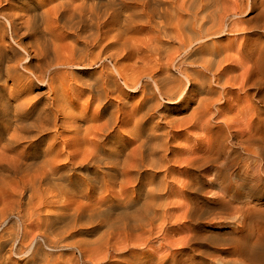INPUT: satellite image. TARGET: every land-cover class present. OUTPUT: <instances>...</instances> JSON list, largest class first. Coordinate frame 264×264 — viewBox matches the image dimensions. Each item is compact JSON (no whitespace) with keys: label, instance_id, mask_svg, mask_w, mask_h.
I'll return each instance as SVG.
<instances>
[{"label":"bare ground","instance_id":"obj_1","mask_svg":"<svg viewBox=\"0 0 264 264\" xmlns=\"http://www.w3.org/2000/svg\"><path fill=\"white\" fill-rule=\"evenodd\" d=\"M10 1L0 0V179L19 176L25 184L0 203V264H58L60 242L95 258L106 243H121L96 230L105 224L122 221L125 242L132 230L151 232L156 208L167 205L160 192L174 187L168 176L180 183L170 163L218 164L226 191L248 186L228 180L240 154L235 145H173L183 129H212L221 95L233 87L226 75L236 68L232 46L219 39L248 29L241 16L257 0ZM192 103L179 118L167 106ZM261 142L242 149L260 157ZM152 169L167 173L156 182L145 174ZM116 187L119 194L102 196ZM96 194L89 207L67 202ZM105 215L117 218L100 222ZM255 217L233 239L252 264H264Z\"/></svg>","mask_w":264,"mask_h":264},{"label":"rangeland","instance_id":"obj_2","mask_svg":"<svg viewBox=\"0 0 264 264\" xmlns=\"http://www.w3.org/2000/svg\"><path fill=\"white\" fill-rule=\"evenodd\" d=\"M250 1L244 0V5L250 4ZM10 2L17 4L19 0ZM241 20L247 30L219 39L223 46H232L231 53L236 61L234 71L226 75L231 77L233 87H226L221 95L222 101L217 104L222 108L220 115L212 118V129H183L173 148L199 144V148L207 149L209 144L214 147L223 140L228 145H235L240 154L238 162L228 173V180L235 186L242 183L248 186L244 189L235 187L233 192L226 191L227 181L219 178L218 164L200 170L185 164L170 163L168 165L173 170L171 175L178 178L181 184H191L183 187L178 182H172L174 179L168 176V182L174 187L160 192L163 203L166 200L167 205L156 208L157 216L151 232L141 228L132 230L134 238L125 242L122 221L113 227L105 224L96 230L119 235L120 244L112 240L106 243L104 254L90 258L82 250L64 248V242H60L54 252L55 256L63 253L58 264H252L241 254L239 243L233 237L241 234L243 224L253 214L258 216L255 217L258 221L253 222L258 228L256 234L264 240V227L260 228L264 225V155L249 157L242 149L248 144H258L259 138L262 140L260 144L264 145V0H257L254 8L242 15ZM126 92L131 102L140 103L139 93ZM86 100V97H82L78 102L84 104ZM167 106L174 108L171 116L179 118L189 114L196 104L192 103L188 109L178 104ZM157 120L151 118L150 124L154 125ZM248 136L253 140L247 141ZM226 158L222 156L220 162L223 163ZM166 173L165 169H152L145 174L148 179L159 182ZM24 184L25 181L20 180L19 176L11 177L9 181L0 179V203L5 202L12 190L20 192ZM116 194H119L118 187L114 191H105L102 196ZM99 196L96 194L89 201L79 197L69 198L67 202L89 207L95 204ZM15 218L12 217V222H16ZM116 218L117 215H105L100 222ZM35 223H29V228ZM6 226L7 223L1 228ZM91 226L92 223L86 225ZM96 237V232H93L87 239ZM41 240L38 238L37 241ZM45 248L49 250V247ZM100 248L103 249V246ZM17 258L20 259L19 256Z\"/></svg>","mask_w":264,"mask_h":264}]
</instances>
